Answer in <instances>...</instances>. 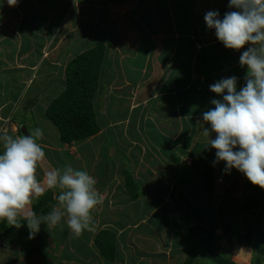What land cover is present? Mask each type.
Returning <instances> with one entry per match:
<instances>
[{"label": "rangeland", "instance_id": "374dc122", "mask_svg": "<svg viewBox=\"0 0 264 264\" xmlns=\"http://www.w3.org/2000/svg\"><path fill=\"white\" fill-rule=\"evenodd\" d=\"M74 1L75 0H19L17 6H9L7 0H0V66L2 70L0 71V90L2 89L1 84H7L8 82L7 78H5V80L2 78L3 72L16 69V67L13 66V63L11 64V62L5 58V55H8L13 51L14 45L12 44H15L18 50L17 55H19V53L20 55L27 53L30 55L28 58L34 59L33 56L37 57L42 53V57H47V69L50 68L52 71H40V73H38V76L41 74L40 77L32 80L31 84V92L35 93L36 102H42V90H44L47 85L48 87L52 86L49 84L50 79L53 77V82L55 83L54 86L56 87L58 81H61V77L59 76L66 64L72 58L83 53L77 54V52L83 51L87 47V45L84 44L82 47L85 48L77 50L75 53L69 51L71 48H73L75 40L84 38L89 28H91L90 25L96 27L97 29L102 27L107 30V32H104L103 30L102 35L106 34L109 39H111V37H115L116 33H113L114 23L111 22L110 17H108L105 10H103L104 6L108 4L105 2L106 0H101L104 3H100V5L95 3L96 8L94 12L91 11L87 13V11H85L84 13H74L73 15L75 16L72 19L74 21L69 22L71 21V16H64V18H62L65 7L61 5V2L66 6L71 4L68 10L71 8L72 10H75V7L83 9L86 8V5H92L91 3L89 4L83 2L87 0H79V2ZM131 1L134 2L135 0ZM156 1H158L156 3L157 11H160L161 13L160 16L162 18L164 27H166V30L168 29L167 25H169L168 15L170 14L173 18L172 21L174 20V23L177 24L179 30H181L183 26L185 29H190L193 25L194 29L196 30L195 33H209L212 45L208 44V46H211H209L210 48L205 47L201 48L202 50H197L195 52V57H197V60L196 62H191L193 67L189 66V70L187 68L183 69V67H180L178 69L180 73L179 76L178 72H173L172 65H164L163 59L161 60V66L156 64L155 60L152 59L151 68L147 64L146 68L144 69V75L140 77L136 71L138 68L137 63H134L133 61L131 62L130 59H132V55H135V53H138V58H140L143 55L142 53L136 51L134 48L126 44L121 43L117 46L106 44V58L105 61H103L101 68V70L104 71V74H102V72L100 73L102 75H100L98 82V92L93 99V108L98 116V123L99 125H102L103 123L104 126H102L100 129L97 137L95 136L96 139L100 138L101 141L96 143L97 146L92 145L91 147L85 148V150H99L97 154V161L95 159L93 164L96 165L95 170L99 172V175L102 178L97 176L98 173H96L94 176L99 178L95 179L97 183L99 182L102 186H105V183H107L108 186H110V184L114 185V187H112L114 189L110 188V190H104V187L101 186V189L103 190H100L97 183L96 188L99 190L103 202L106 197L113 195L116 190L117 194L120 196L123 194L126 195L127 190L125 188L124 178H122V172H129L130 170L132 171L136 169V172L138 173L143 167L145 168V166H149L152 159H145V154H154V152L152 153L151 151L157 149L158 146H162V151L165 152L167 158H169L170 161L179 162H177V167L175 166L177 171L178 168L183 167V165H185L184 167H187L186 165L191 163V166L196 167L197 170H207V177H209L211 181L210 184L212 183V177L216 175L218 176L214 181L216 183V192L219 191V194H223V196L236 195L237 197H244L241 193H246L248 187L251 186V183L242 173L238 172L236 169H232L230 173H227L224 171V162L221 161L214 164L213 162L215 159L210 158L208 155L203 160L202 153L199 151L196 152V149H187L184 146L177 145L180 142L178 140V134L182 129L181 126H184V121L186 119H191V123L194 124L193 126L196 128V134L199 133V136H201L199 142H208V139L202 135V128L209 127V125L203 124L202 114L203 112L214 107L210 103L212 99H222V96H217L215 93L210 91L209 86L211 84L219 81L220 79L235 76L237 77V91L245 86L244 78L247 69L246 67H242L240 65L239 58L241 53L247 49V45L240 51L226 49L223 44L217 40L215 36V30L208 29L204 21L205 14L210 10L218 11L220 14L219 18L222 19L226 12L233 11L235 9L228 8L229 0H200L197 6H195V4L198 0H172L174 5L163 4L164 0ZM176 1H178L179 4H176ZM73 2L77 4H73ZM189 2L191 5H188ZM187 5L190 6L187 9V16H183V9L186 8ZM189 10L192 11L190 12ZM117 19L119 18L117 17ZM60 20L62 21V25L59 24ZM57 27L60 29L59 32L56 29ZM57 32L58 36H55ZM182 32H184V30ZM52 34H54V42H52L51 46V41L49 39ZM159 39V36L155 37V42L157 43ZM166 43H168V40H166ZM189 54L190 57L193 55L192 49L190 50ZM111 55L114 56L111 57ZM120 55L121 58L119 60ZM115 62L116 65H113ZM43 64L46 63L42 62L41 64L40 62H37L35 69L44 70L42 67ZM12 77L13 76H10V79H12ZM136 84L139 88H135ZM64 85L65 82L63 86L58 85L59 87H56L57 89L53 88L54 86H52L51 88H53V91H43L45 93V100H53L58 94H60V92L63 91ZM10 86H13L12 89L14 91L19 89L16 82L10 84ZM200 91L203 92L201 93ZM1 93L2 90L0 95ZM31 94L27 92L26 96ZM35 95H31L33 98L31 101L33 103ZM28 99H30V97H28L27 100ZM143 104L145 105L143 106ZM189 104H192L190 108L187 107ZM19 116L20 115L17 117ZM31 117H33V119L35 118L33 113L31 114ZM23 125L24 124H21V126ZM44 126L45 125H41V129H43ZM24 129L27 133H29V129L33 128L24 127ZM183 129L182 130L185 131V128ZM168 130H171L172 133L168 132ZM18 132L19 135H23L20 128ZM173 133H176L175 138H177V140L172 142L173 144H171V146L174 148L171 150V148L163 144L164 141L160 139V134L174 136ZM211 138H215L214 133L211 135ZM150 148L152 150L148 152ZM155 155L156 154L153 156ZM73 156H76L81 160L83 159L82 157L75 154H73ZM193 158L195 159L193 160ZM191 159L193 161H191ZM153 160L156 161L155 159ZM73 165H75V163H73ZM214 165L216 169L215 174L213 173ZM104 168L105 173L103 172ZM199 174L201 176L200 171ZM111 177L115 179V181L110 182L109 179H112ZM181 191L182 192H180V195L182 198L184 197V201L189 204L188 200L190 198L186 197V194L183 192V190ZM174 195L175 202H177L175 207L180 211L178 196L175 192ZM245 196H253L252 198H254L255 193L252 190H248ZM112 203H114L113 200L109 204V206L112 207L111 212H114L116 215L119 214V207L117 206L116 209H114L115 205ZM105 208V205L101 204L98 205L92 212L94 218L93 230L95 231V234H97L99 230H103L105 226L112 227L114 228V231L117 232L118 230H121H116V226L119 222L122 225L127 223L123 230L129 232L131 230V238L134 240H139L138 243L135 241L134 243L138 246L143 245L141 240L143 236L139 230L141 227H134L138 229V232H135V229H132V221L126 222L128 220H124V216H119L117 219L115 215L109 212L107 213ZM209 216L210 214L208 213L204 214L205 218ZM263 216L264 215H260V217ZM227 217L229 218L230 222L240 221V218L236 215V212L233 214H228ZM179 219L181 221L178 222V224H181L186 235L183 226L185 225V221L183 217H180ZM258 220L260 219L255 216L253 217V227L257 228L256 223ZM253 230L254 229L252 228V231ZM253 233H256V231ZM89 234V231H85L80 236V240L85 244V246ZM149 239H153V237ZM225 239L227 238L223 237L220 240L222 245L220 250L217 252L222 258V262H217L220 260V257L218 260V257L216 259V257L212 258L213 256H210L211 259L209 261L203 260L204 264H237L238 260L245 263V260L241 259L236 254L235 248H231V246H229V240L227 239V242ZM62 240L65 242L69 241L74 247H76L72 239L70 241V239L62 237ZM21 243L24 247L20 248L19 246H15L12 248V245H10L11 243L2 237V239H0V264H17L18 262L16 260L18 258L22 263L27 259V253H34L36 252L35 250L46 255V251L43 250L42 247H47V243H45L46 245L42 244L41 251L38 250V247L34 248V242ZM25 243H27L26 246ZM76 243H78L77 246L79 247L78 250H76V252L78 251V255H86V251L84 250L82 252L80 249V242L76 241ZM187 243L190 244V247L192 248V241L190 242L188 239ZM226 243L228 246L224 248L223 245L225 246ZM162 245L163 244H161V246ZM236 246L238 245L236 244ZM239 247H242V245ZM245 247L246 246H243L241 250H243V253L249 254L250 249L247 248V251ZM261 248V246L255 245L254 256L259 257L260 255L264 254L263 251H261ZM261 252L263 254H261ZM74 255L76 256V254ZM51 256L52 257L49 259L53 260L55 257L52 254ZM188 256L186 255V261L190 260L189 264L197 263V261H195L196 259ZM184 258L185 257L182 256V259Z\"/></svg>", "mask_w": 264, "mask_h": 264}, {"label": "crops", "instance_id": "0c3cea01", "mask_svg": "<svg viewBox=\"0 0 264 264\" xmlns=\"http://www.w3.org/2000/svg\"><path fill=\"white\" fill-rule=\"evenodd\" d=\"M77 1L79 2V0H75L74 2ZM199 1L200 0L197 1L195 6L198 5ZM74 2L73 4H77ZM83 2L89 4L91 3L92 5H86V8L83 9H79L74 6L75 10H72V8L68 10L71 4L66 6L61 2V5L65 7L62 18H64V16H71V21L69 22H73L74 20L72 19L75 16L73 15L74 13H84L85 11H87V13L91 11L94 12L96 8L95 3H98V5H100V3H104L101 0H87ZM105 2L108 4L104 6L103 10H105L108 17H110L111 22L114 23L113 33H116L115 37H111V39H109L105 33V35H102L103 30L104 32H107V30L102 27L97 29L96 27L90 25L91 28H89L84 38L74 41V46L71 48V50H69L70 52L75 53V51L85 48L82 47L84 44L87 45V47L83 51L77 52V54L92 49V47L100 42L105 46V49H107L106 44L117 46L118 44L122 43L131 46L136 51L143 54L140 58H138V53H135V55H132V59H130L131 62L133 61L134 63H137L138 68L136 71L140 77L144 75V69L146 68L147 64L151 68L152 59H154L156 64L159 66L162 65L161 60L163 59L164 65H172L173 72H178L179 76L180 73L178 69L180 67H183V69L187 68L188 70L189 66L193 67L191 62H196L197 57H195V52L197 50H202L201 48L205 47L210 48V45H212L209 33H195L196 30L194 29L193 25L190 29H185L183 26V28L179 30L177 24L174 23V20L172 21L173 18L170 14L168 15L169 25H167L168 29L166 30V27H164L162 18L160 16L161 13L160 11H157L156 3L158 1L156 0H135L134 2L131 0H106ZM163 4L174 5V2L172 0H164ZM176 4H179V2L176 1ZM188 5H191V3L189 2ZM188 5L183 9V16H187V9L190 7ZM189 11L191 12L192 10ZM117 17L119 19H117ZM61 23L62 21L60 20L59 24ZM56 29L58 32L60 31L58 27ZM183 30L184 32H182ZM75 31L77 32L76 29ZM58 32L55 36H58ZM158 36L160 39L156 43L155 37ZM53 37L54 34H52L49 39L51 41V46L52 42H54ZM166 40H168V43H166ZM208 44H210V47ZM12 45H14L13 51L8 55H5V58L11 62V64L13 63V66L16 67V69L4 71L2 74V78L4 80L7 78L8 82L7 84H1L2 93L0 95V129H2V131L0 130V134L18 136V130L21 127V124H24V127L33 128L29 129V133H31L35 128L41 129V125H45L42 129L44 134L43 138L38 141V143H40L44 148L46 155V160L42 162L41 166L37 170V177L41 181L43 180L44 173L50 167L62 169L65 165L71 166V164V167L76 170L88 171L89 174H91L94 178L101 177L99 172L95 170L96 165L93 164L95 159L97 161V154L99 150H85V148L91 147L92 145L97 146L96 143L101 141V139H96L95 136L97 137L99 133L70 146L63 145L59 142L58 131L45 115L46 109L52 100H45V93L43 91H53V88L57 89L56 87L63 86L64 69L59 76L61 77L62 82L58 81L57 86L55 87V83L53 82L54 79L51 76L52 78L50 79L49 84L54 87L51 88L52 86L48 87L47 85V87L42 90L43 101L36 102V95L34 92H31L32 80L40 77L41 74L38 76L40 71H52L50 68L47 69L48 59L47 57H42V53L37 57L33 56L34 59L28 58L30 55L27 53H23L22 55L19 53V55H17L18 50L15 44ZM191 49L193 50V55L190 57L189 52ZM177 52L180 53L178 54ZM113 56L114 55H111V57ZM120 58L121 55L119 60ZM37 62H40L41 64L42 62L46 63L42 66L44 70L35 69ZM113 65H116V62ZM0 71H2L1 66ZM101 72L104 74V71L101 70ZM10 76H13L12 79H10ZM14 82H16L17 86L19 87L17 91H14L12 89L13 86H10V84ZM135 88H139L137 84L135 85ZM27 92H29V94L33 93L31 94L32 96L35 95L34 103H30L33 98L31 95L26 96ZM26 97H30V99L27 100ZM144 105L145 104H143V106ZM191 106L192 104H189L187 107L190 108ZM32 113L35 116L34 119L37 121L31 117ZM18 115L20 116L17 117ZM193 125L194 124L191 123V119H186L184 121V126L182 125L181 127L182 129L185 128V131H183L184 129H181L180 133L178 134V140L180 142L177 145L184 146L187 149H196V152L199 151L202 153L203 160L207 155L210 158L215 159V150L208 146V142H199L201 136H199V133L196 134V128ZM168 132L172 133L171 130H168ZM167 134H160V139L164 141V145L173 150L174 147L171 146V144L177 140V138H175L176 133H173L174 136ZM161 147L162 146H158L154 151L151 148L148 150V152L152 150L151 152H154V154H156L158 157L156 155L153 156L154 154H145V159H152L149 166H145V168L143 167L138 173L136 172V169L132 171L130 170L132 172L135 185H137L138 191L140 192V195L137 197V199L132 200L128 194H123L120 196L117 194L116 190L113 195L106 197L102 203L105 205V210L107 213L109 212L115 215L117 219L119 216H124V220H128L126 222L132 221V229H135V232H138V229H136L137 227H141L139 230L143 236V238H141L143 245L138 246L134 243V241L138 243L139 240H134L131 238V230L130 232L123 230L127 223L122 225L119 222L116 226V230H121H118L117 232L114 231V228L105 226L103 230L111 231L114 234L116 242L114 262H107L100 257L96 248L94 247L93 240L96 236L95 231L93 230L94 227H92V230L89 231L90 234L88 235L89 237L85 246V244L80 240V237H73L66 225L61 231L59 227L48 228L42 223L40 225V231L32 236V242H34V248L38 247L39 251H41L42 244L47 243V247H42V249L46 251V255L35 250L36 252L34 253H27V259L22 263L18 258L16 260L18 262L17 264H30L31 260V264H185L186 255L188 256L191 252L192 253L188 257L196 259V264H204V262L200 260L199 254L194 253L190 247V244L187 243L188 238L186 237L181 224H178V222L181 221L179 219L181 214L180 211L175 207L177 203L174 199L175 185L180 187L183 192H185L186 197L190 198L188 200L189 205L198 213V216H200L199 218L206 224L212 225L216 228L214 240L218 242L220 248L222 245L220 240L223 237L227 238L229 242L227 239L225 240L228 242V244H231V248H235L236 254L241 259L245 260V263L238 260L237 264H250L251 258L254 255L255 245L261 246V250L264 253V241L261 243L258 242V237L252 241L253 246L245 247L246 250L247 248L250 249L249 254L243 253V250H241L243 246H236V240L234 239L235 233L239 232V234H241L243 232L245 214L241 211V208L243 207L247 198L245 195L247 194L248 190H252L255 193L254 198L258 202L259 207L252 209V212L255 217L261 219L262 226L264 227V216L260 217V215H264V190L251 184V186L248 187L246 193H241L244 197H237L236 195L223 196V194L218 193L219 191L216 192V183L214 180L218 177L217 175L212 177V183L209 187H207L204 185L202 177L199 174V171L202 170H197L196 167H192L190 163L189 165H186L187 167H184L185 165H183V167L178 168L177 171L175 166L177 167L179 162L170 161V159L167 158L165 152L162 151ZM0 151H2V147H0ZM73 154L80 156L83 159L81 160L80 158L73 156ZM194 159L195 158H193V160ZM193 160L191 159V161ZM73 163H75V165H73ZM213 169V173L215 174V165ZM103 172L105 173V168ZM96 173H98L97 176L99 177L94 176ZM109 180L110 182L115 181L113 178ZM97 185L100 190H110V188L114 187V185L111 184L108 186L107 183H105V186H102L99 182ZM101 186L104 188L101 189ZM46 193L51 197V201L55 205L57 202V191L50 190ZM112 200L114 201L112 204L115 205L114 209H116L117 206L119 207V214L117 215L114 212H111L112 207L109 206V204L112 202ZM50 211L51 209L47 213ZM235 212L240 218V221L230 222L227 215L230 213L233 214ZM206 213L210 214V216L207 218L204 217V214ZM253 229L255 232V227ZM262 231L264 232V230ZM61 236L65 237L66 239H70V241L72 239L76 247H74L71 242H65L62 240ZM148 237H153V239H149ZM0 239H2L1 236ZM76 241L80 242V249L82 252L85 250L86 255H78V251L76 252V250H78L79 247L77 246L78 243H76ZM26 244L27 243H25V246ZM161 244L163 245L161 246ZM228 244L226 243V245H223V247L226 248ZM10 245H12V248L15 246H19L20 248L24 247L22 246L21 242H12ZM50 253L55 257L54 259H56V257L57 259L50 260L49 258L52 257ZM72 253L73 255L76 254V256L74 255L73 257ZM182 256L185 258L182 259Z\"/></svg>", "mask_w": 264, "mask_h": 264}, {"label": "clouds", "instance_id": "9594fccd", "mask_svg": "<svg viewBox=\"0 0 264 264\" xmlns=\"http://www.w3.org/2000/svg\"><path fill=\"white\" fill-rule=\"evenodd\" d=\"M18 2L7 0L9 6ZM228 8L235 10L222 19L218 11L210 10L204 21L226 49L240 51L247 45L239 58L247 69L245 86L237 91L235 76L209 86L222 99H212L214 107L203 112V124L209 127H203L202 135L215 150L214 164L224 162L225 172L236 169L264 190V0H229ZM43 135L40 128L27 135H0V220L16 229L26 223L30 238L42 223L61 231L66 225L79 238L92 230V212L103 202L97 181L88 171L70 165L50 167L39 180L37 170L46 160L38 143ZM50 190L57 191V202L49 213L38 216L32 205Z\"/></svg>", "mask_w": 264, "mask_h": 264}, {"label": "trees", "instance_id": "16d2710c", "mask_svg": "<svg viewBox=\"0 0 264 264\" xmlns=\"http://www.w3.org/2000/svg\"><path fill=\"white\" fill-rule=\"evenodd\" d=\"M105 58L106 49L100 42L92 49L84 51L71 59L64 68V89L51 101L45 112L47 119L58 131L59 142L63 145L70 146L92 137L99 133L102 126H104L103 123L102 125L98 123V116L93 108V99L98 92V82ZM200 92L202 93L203 91ZM30 103L33 102L31 101ZM200 172L204 185L209 187L211 181L207 177V170L204 169ZM122 175L127 190L126 193L132 200L137 199L140 192L137 185H135L132 173L125 171L122 172ZM181 190L178 186L174 187V192L178 196L180 214L185 221L183 226L189 241H192L194 253L200 254L201 261H209L211 259L210 256H213L212 258L216 257V259L218 257L219 260L220 256L217 252L220 250V246L214 240L216 228L206 224L199 218L198 213L180 195ZM252 197L248 196L241 208V211L245 214V226L241 234L239 232L234 234L238 246H253L252 241L256 237H258V242L264 241V232L262 231L264 227L261 219L256 223V233H253L254 230L252 231V228H254L252 209L259 207L256 199ZM53 206L54 203L51 201V197L46 193L32 205V210L38 216L45 215ZM22 225L21 228L16 229L9 227L6 221L0 220V236L11 243H32V237L30 238L29 236L26 223L22 222ZM93 244L102 259L107 262H114L116 242L111 231H99L94 237ZM261 254L263 253L261 252ZM217 262H222V258L220 257ZM263 262V255L259 257L253 255L250 264H263ZM189 263L190 260L185 262V264Z\"/></svg>", "mask_w": 264, "mask_h": 264}, {"label": "water", "instance_id": "95a60500", "mask_svg": "<svg viewBox=\"0 0 264 264\" xmlns=\"http://www.w3.org/2000/svg\"><path fill=\"white\" fill-rule=\"evenodd\" d=\"M20 130H21L22 134H25V135H27V132L25 131V129H24V127H23V126H21V127H20Z\"/></svg>", "mask_w": 264, "mask_h": 264}, {"label": "built area", "instance_id": "2783aa9c", "mask_svg": "<svg viewBox=\"0 0 264 264\" xmlns=\"http://www.w3.org/2000/svg\"><path fill=\"white\" fill-rule=\"evenodd\" d=\"M6 122H7V120H6ZM5 124V123H4ZM2 130V129H1Z\"/></svg>", "mask_w": 264, "mask_h": 264}, {"label": "bare ground", "instance_id": "6f19581e", "mask_svg": "<svg viewBox=\"0 0 264 264\" xmlns=\"http://www.w3.org/2000/svg\"><path fill=\"white\" fill-rule=\"evenodd\" d=\"M147 173V172H146ZM148 175V174H147Z\"/></svg>", "mask_w": 264, "mask_h": 264}]
</instances>
